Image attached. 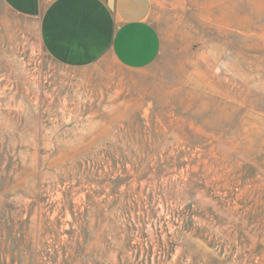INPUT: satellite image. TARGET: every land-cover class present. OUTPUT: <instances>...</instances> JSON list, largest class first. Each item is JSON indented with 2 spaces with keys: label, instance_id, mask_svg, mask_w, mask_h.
Returning <instances> with one entry per match:
<instances>
[{
  "label": "rangeland",
  "instance_id": "rangeland-1",
  "mask_svg": "<svg viewBox=\"0 0 264 264\" xmlns=\"http://www.w3.org/2000/svg\"><path fill=\"white\" fill-rule=\"evenodd\" d=\"M149 1L139 71L0 14V264H264V0Z\"/></svg>",
  "mask_w": 264,
  "mask_h": 264
},
{
  "label": "crops",
  "instance_id": "crops-1",
  "mask_svg": "<svg viewBox=\"0 0 264 264\" xmlns=\"http://www.w3.org/2000/svg\"><path fill=\"white\" fill-rule=\"evenodd\" d=\"M149 9V0H0V14L27 23L50 60L72 70L106 61L124 71L149 67L161 48Z\"/></svg>",
  "mask_w": 264,
  "mask_h": 264
},
{
  "label": "water",
  "instance_id": "water-1",
  "mask_svg": "<svg viewBox=\"0 0 264 264\" xmlns=\"http://www.w3.org/2000/svg\"><path fill=\"white\" fill-rule=\"evenodd\" d=\"M108 3L111 4L112 3V0H108Z\"/></svg>",
  "mask_w": 264,
  "mask_h": 264
}]
</instances>
